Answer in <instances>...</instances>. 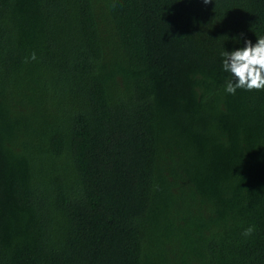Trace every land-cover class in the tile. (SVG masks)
Returning <instances> with one entry per match:
<instances>
[{
	"label": "trees",
	"instance_id": "trees-1",
	"mask_svg": "<svg viewBox=\"0 0 264 264\" xmlns=\"http://www.w3.org/2000/svg\"><path fill=\"white\" fill-rule=\"evenodd\" d=\"M260 36L264 0H0V264H264V89L220 55Z\"/></svg>",
	"mask_w": 264,
	"mask_h": 264
},
{
	"label": "clouds",
	"instance_id": "clouds-1",
	"mask_svg": "<svg viewBox=\"0 0 264 264\" xmlns=\"http://www.w3.org/2000/svg\"><path fill=\"white\" fill-rule=\"evenodd\" d=\"M211 0H202L208 5ZM221 66L229 77L224 85V91L235 94L237 89L251 91L264 89V36L256 38L255 42L245 39L243 46L231 51L224 50L220 53ZM35 53L31 59H35ZM252 228L245 229L244 235H250Z\"/></svg>",
	"mask_w": 264,
	"mask_h": 264
}]
</instances>
